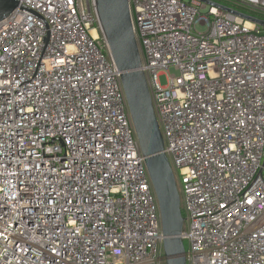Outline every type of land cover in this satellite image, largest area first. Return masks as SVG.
<instances>
[{
  "label": "built area",
  "instance_id": "obj_1",
  "mask_svg": "<svg viewBox=\"0 0 264 264\" xmlns=\"http://www.w3.org/2000/svg\"><path fill=\"white\" fill-rule=\"evenodd\" d=\"M210 1L129 0L141 69L187 264H264V25L217 6L264 20V0ZM19 2L0 20V264H166L96 0Z\"/></svg>",
  "mask_w": 264,
  "mask_h": 264
},
{
  "label": "water",
  "instance_id": "obj_2",
  "mask_svg": "<svg viewBox=\"0 0 264 264\" xmlns=\"http://www.w3.org/2000/svg\"><path fill=\"white\" fill-rule=\"evenodd\" d=\"M212 3L210 0H201ZM215 4V3H212ZM217 5V4H216ZM19 0H0V20L20 7ZM264 25V20L217 5ZM100 32L106 39L118 70L145 164L157 195L164 236L166 264H187L182 238L185 217L181 195L154 110L147 78L131 20L129 0H96Z\"/></svg>",
  "mask_w": 264,
  "mask_h": 264
},
{
  "label": "rangeland",
  "instance_id": "obj_3",
  "mask_svg": "<svg viewBox=\"0 0 264 264\" xmlns=\"http://www.w3.org/2000/svg\"><path fill=\"white\" fill-rule=\"evenodd\" d=\"M205 12L206 11H203V13H205ZM198 30L200 32H204V31H206V26L199 25L198 26ZM99 35H100V37H102L101 32H99ZM167 74H170V75L171 74H176V75H178L179 71L174 66H171ZM167 74L166 73L165 74H161L160 77H159V80H160L162 85H166L167 82H168ZM183 212H184V208H183ZM184 243H185V247H186V250H187L189 248V243H188L187 240H185ZM165 263H166V261H165Z\"/></svg>",
  "mask_w": 264,
  "mask_h": 264
},
{
  "label": "trees",
  "instance_id": "obj_4",
  "mask_svg": "<svg viewBox=\"0 0 264 264\" xmlns=\"http://www.w3.org/2000/svg\"><path fill=\"white\" fill-rule=\"evenodd\" d=\"M242 11L247 12V13H251V12L247 11L246 9H242ZM251 14H255V13H251Z\"/></svg>",
  "mask_w": 264,
  "mask_h": 264
},
{
  "label": "bare ground",
  "instance_id": "obj_5",
  "mask_svg": "<svg viewBox=\"0 0 264 264\" xmlns=\"http://www.w3.org/2000/svg\"><path fill=\"white\" fill-rule=\"evenodd\" d=\"M94 34L96 35L95 31H94Z\"/></svg>",
  "mask_w": 264,
  "mask_h": 264
}]
</instances>
